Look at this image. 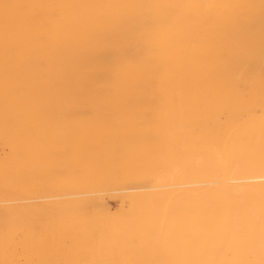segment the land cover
<instances>
[{
	"label": "bare ground",
	"instance_id": "6f19581e",
	"mask_svg": "<svg viewBox=\"0 0 264 264\" xmlns=\"http://www.w3.org/2000/svg\"><path fill=\"white\" fill-rule=\"evenodd\" d=\"M133 4L165 7L151 10L158 19L135 60L101 55L98 35L126 11L117 6ZM0 103L1 142L68 138L67 193L117 192L128 205L116 215L101 198L56 204L53 262L264 261L261 0H0ZM138 138L145 152L132 147ZM151 138H178L177 191ZM229 155L238 166H226ZM147 178L148 191L124 193L126 181ZM23 213L11 210L0 228L17 234ZM225 231L237 242L220 250ZM4 254L0 264H14Z\"/></svg>",
	"mask_w": 264,
	"mask_h": 264
},
{
	"label": "rangeland",
	"instance_id": "374dc122",
	"mask_svg": "<svg viewBox=\"0 0 264 264\" xmlns=\"http://www.w3.org/2000/svg\"><path fill=\"white\" fill-rule=\"evenodd\" d=\"M249 64L245 66L247 73L253 69L252 62ZM1 111H3L2 103H0ZM26 129L24 125L21 127L19 132L21 136H25ZM1 140L0 174L1 172L3 174L0 175V223L7 220L6 215L11 210L16 208L24 211L20 232L14 234L8 229L0 228V249L3 250L5 256L10 257L6 256L8 261L13 258L14 264H67L66 261L60 258L56 259V263L52 261L54 260V253L50 249L52 246L50 244H52L53 227L48 218L51 217L54 208L58 206L56 204L65 203L69 199L101 198L112 214L117 215L128 210V205L123 202L122 197L117 192L90 193V191L84 189L70 195L67 193L64 185L69 181L72 172V166L69 163L70 151L67 152L68 148V150L71 149L68 138H65V140L64 138L63 140L62 138H6L5 142H9L8 145L3 141L1 142ZM59 140H62L61 143ZM134 140L131 141L132 147L139 148L138 151L140 152H145L143 148L139 147L144 145L143 138ZM176 141H178V138H151L149 140L158 150L162 148L165 174L168 179H172L169 186L175 191L178 188L182 166L181 157L177 151L179 141ZM3 144L6 146L3 147ZM65 152L67 153L65 154ZM152 180L150 178V182ZM148 182L149 178L138 182L128 180L123 184L124 193L133 192V190L143 192L146 190L144 189L145 184H143V187H139V185ZM134 184H138L139 190L134 189ZM50 209L51 211H49ZM50 226L52 228L47 231L46 227L49 229ZM38 249H40V253L37 252ZM86 259L88 261H84V264H92L90 257Z\"/></svg>",
	"mask_w": 264,
	"mask_h": 264
},
{
	"label": "snow or ice",
	"instance_id": "6c2138e0",
	"mask_svg": "<svg viewBox=\"0 0 264 264\" xmlns=\"http://www.w3.org/2000/svg\"><path fill=\"white\" fill-rule=\"evenodd\" d=\"M7 9L9 5H4ZM126 11L112 18V23L97 37V47L100 49L101 55L108 53L117 60L133 61L136 58V53L141 50L142 46L147 41L148 33L154 29L158 17L151 11L152 9L165 7L153 4H133L117 6ZM171 7V6H168ZM203 7H219L217 5H203ZM227 7L239 8L250 7L247 5H230ZM262 16H264V0H261ZM111 65L103 61L100 62V70L104 71ZM255 162L253 158H249L247 163ZM239 160L234 156L229 155L226 160V166L232 168L238 166ZM259 165L264 169V150L261 151ZM82 179H91L92 176L81 177ZM163 181L157 179L156 183L160 184ZM262 202H264V192H262ZM237 242V237L230 235L225 231L218 239V247L223 250L225 247H231ZM231 264V262H225ZM264 264V261L261 262Z\"/></svg>",
	"mask_w": 264,
	"mask_h": 264
}]
</instances>
